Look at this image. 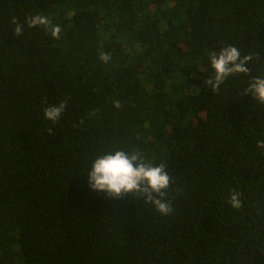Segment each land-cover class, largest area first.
I'll return each mask as SVG.
<instances>
[{"label": "trees", "instance_id": "16d2710c", "mask_svg": "<svg viewBox=\"0 0 264 264\" xmlns=\"http://www.w3.org/2000/svg\"><path fill=\"white\" fill-rule=\"evenodd\" d=\"M36 14L59 39L29 28ZM228 46L253 59L215 88L209 58ZM254 77L264 0H0V264H264ZM116 151L165 166L170 214L91 188L93 161Z\"/></svg>", "mask_w": 264, "mask_h": 264}, {"label": "clouds", "instance_id": "9594fccd", "mask_svg": "<svg viewBox=\"0 0 264 264\" xmlns=\"http://www.w3.org/2000/svg\"><path fill=\"white\" fill-rule=\"evenodd\" d=\"M13 23L17 25L15 33L18 36L21 35L23 25L15 19ZM26 23L29 28L39 25L50 26L51 36L54 39L60 38V26L51 25V21L47 16L36 14L29 17ZM99 59L103 63H108L111 61V54L100 52ZM209 59L210 66L215 73L213 78L214 87L219 88L229 76L237 73L247 74V64L251 62L253 57L252 55L242 57L238 48L228 46L222 48L218 53H211ZM213 80H210L209 83H212ZM247 92L264 104V77H254ZM115 106L120 107L118 102ZM67 107V101L51 104L43 109L44 117L48 121L57 123ZM257 148L264 150V140L257 141ZM87 175L93 190L107 193L108 196L113 198L139 192L144 194L147 201L152 203L161 214L168 215L172 211L171 204L162 199L171 182V177L167 174L163 164L152 166L143 162L137 154L129 155L124 151H116L97 157ZM157 196L160 198H157ZM240 196L241 194L235 190L230 193L228 202L233 208L242 206Z\"/></svg>", "mask_w": 264, "mask_h": 264}]
</instances>
